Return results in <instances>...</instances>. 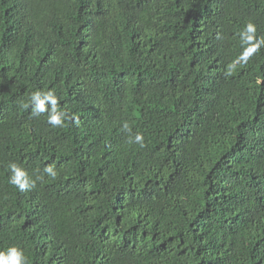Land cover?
<instances>
[{"label":"trees","instance_id":"16d2710c","mask_svg":"<svg viewBox=\"0 0 264 264\" xmlns=\"http://www.w3.org/2000/svg\"><path fill=\"white\" fill-rule=\"evenodd\" d=\"M37 90L61 126L33 115ZM10 163L44 178L20 191ZM12 246L25 264H264V0H0Z\"/></svg>","mask_w":264,"mask_h":264},{"label":"clouds","instance_id":"9594fccd","mask_svg":"<svg viewBox=\"0 0 264 264\" xmlns=\"http://www.w3.org/2000/svg\"><path fill=\"white\" fill-rule=\"evenodd\" d=\"M255 32V26L249 23L244 32L242 33V42L246 45H250L253 40V34ZM259 45L257 44V47ZM254 50V49H252ZM251 55L250 48L246 47L244 51L241 53L238 58L240 61L246 62ZM230 74V73H229ZM30 102L32 105L33 115H39L46 111L49 112L48 115V123L54 127L61 126L64 119V113H62L58 109V100L55 96L54 91H41L37 90L33 92L30 96ZM50 104V110L46 107V105ZM29 105L24 104L23 107L27 108ZM122 130L126 133H131L130 125L127 121H125L122 125ZM131 143L138 144L140 147H144V137L143 134L137 132L133 137L130 136L129 141ZM9 168L12 172L10 177V183L17 186L20 191H27L29 189L36 187L37 180H43V175L38 176L35 180L29 177L28 172L22 167L18 166L16 163H10ZM44 173L51 179H54L57 176V172L54 170L52 166H47L44 168ZM26 257L24 256L23 250L12 246L8 248L6 251H0V264H25Z\"/></svg>","mask_w":264,"mask_h":264}]
</instances>
